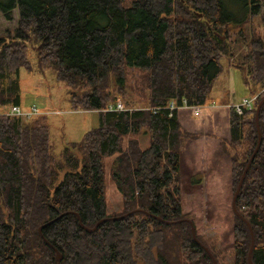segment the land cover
Instances as JSON below:
<instances>
[{"label":"trees","instance_id":"obj_1","mask_svg":"<svg viewBox=\"0 0 264 264\" xmlns=\"http://www.w3.org/2000/svg\"><path fill=\"white\" fill-rule=\"evenodd\" d=\"M14 9L15 27L0 36V264H57L52 246L60 264H213L188 221L161 220L185 217L179 152L186 139L201 135L212 166L219 158L224 165L233 259L219 263L194 224L196 238L216 264H248L249 229L231 200L258 141L264 37L253 19L264 27V0H232L230 6L227 0H134L128 6L124 0H0L6 20ZM28 47L37 67L52 69L67 86L72 109L98 114L97 125L67 143L60 158L52 153L43 113H8L21 104L20 68H32ZM221 58L244 72L249 95L258 94L253 107L241 114L225 106L210 109L204 122L191 110L169 115L163 107L170 100L212 101ZM131 70L138 72L135 86L128 83ZM137 92L147 107L128 100ZM118 95L125 109L105 110ZM220 103L233 102L226 93ZM257 121L260 145L235 205L253 232L252 263L264 264V101ZM143 128L149 134L145 149L134 137ZM126 135L132 137L123 145ZM113 154L122 210L108 215L103 158ZM112 216L119 217L106 219ZM98 221L91 232L82 227Z\"/></svg>","mask_w":264,"mask_h":264},{"label":"rangeland","instance_id":"obj_2","mask_svg":"<svg viewBox=\"0 0 264 264\" xmlns=\"http://www.w3.org/2000/svg\"><path fill=\"white\" fill-rule=\"evenodd\" d=\"M132 1L134 0H124V5L128 6ZM231 1L227 0L229 6ZM12 16L11 20H6L0 12V36H4L7 29L15 27L18 18L17 9L12 10ZM253 26L264 37V27L261 26L258 17L253 19ZM27 52L32 68L21 67L19 71L20 106L25 111L35 105L39 112L43 113L49 128L52 153L56 158H60L67 143L79 141L85 132L97 125L98 114L95 110L72 109L68 100L67 86L55 78L52 69L40 70L37 67L36 56L31 47H28ZM220 63L221 71L211 88L212 101L204 103L210 107H204L199 115H195L190 108H181L178 111L191 110L197 121H203L207 110L229 107L232 104L220 103L226 93L233 103L249 96L250 90L243 83L244 72L225 58H221ZM137 73L136 70L129 71L127 75L129 84L135 86L133 81ZM127 91H130L129 87ZM130 94L128 100L135 102L136 107H147L146 101H137L141 98L139 92L136 95ZM116 101L125 105L122 95H118ZM130 136H124L123 145ZM134 137L138 139L142 149L149 146V134L146 128ZM207 143L208 139L205 135H201L186 139L180 148L181 209L184 218L190 219L202 237L207 240L219 263H224L233 259L230 233L232 227L230 212L227 209L229 189L226 186L224 165L219 158L216 166H212L211 154H207ZM79 155L81 157V154ZM115 156L116 154H113L103 158V188L108 215L122 210L121 194L112 176Z\"/></svg>","mask_w":264,"mask_h":264},{"label":"water","instance_id":"obj_3","mask_svg":"<svg viewBox=\"0 0 264 264\" xmlns=\"http://www.w3.org/2000/svg\"><path fill=\"white\" fill-rule=\"evenodd\" d=\"M222 38H224V37H222ZM263 101H264V97L258 102V104H257V106H256V108H255V121H256L257 135H258L257 145H256V147H255L253 153L251 154V156H250L248 162L246 163V166H245V168H244V170H243V172H242V174H241V176H240V178H239V181H238L237 186H236V188H235V190H234V193H233V196H232V200H231L232 210L234 211V213H235L236 215H238V216H239V217H240V218H241V219L247 224L248 229H249V233H250V247H249V250H248V253H247V262H248V264H253V263H252V260H251V252H252V249H253V246H254L253 232H252V229H251V226H250L249 222H248V221H247V220H246V219H245V218H244V217H243V216L237 211V208H236L235 202H236V199H237V196H238L239 190H240V188H241L242 181H243V179H244L245 173H246V171H247L249 165L251 164V162H252V160H253V158H254V156H255V154H256L258 148H259V145H260L261 134H260L259 124H258L257 119H258L259 109H260V106H261V104L263 103ZM78 156L80 157L79 154H78ZM61 178H62V174H61V176H60L59 181H61ZM130 212H133V211H130ZM130 212H128V213H130ZM128 213H126V214H128ZM126 214H125V215H126ZM147 214L151 215L149 212H147ZM59 216H61V215H59ZM120 216H124V215H120ZM116 217H119V216L107 217L106 219H113V218H116ZM57 218H58V217H57ZM157 218H158V219H161V218H159V217H157ZM53 220H54V219L49 220L48 222L44 223L42 226H45V225L51 223ZM161 220H162L163 222H165V223H172V222H177V221H181V220H186V221H188V222L190 223V226H191V233H192L193 238H194L196 241H198V242L200 243V245L206 250V252L211 256L212 261H213V264H216L215 258L213 257V255L211 254V252L208 250V248H207L205 245H203V244H202V243L196 238V235H195V226H194V223H193L190 219L182 218V219H180V220H176V221H168V220H164V219H161ZM99 222H100V221H98L93 227H90V228H89V227H85V226H83V225H82V227H83L86 231L91 232V231H93V230L97 227V225L99 224ZM42 226H40V227L38 228L39 233H41V227H42ZM40 235H41V234H40ZM41 237L44 239V236H43V235H41ZM52 248L55 250V256H56V259H57V264H60V261H61V259H62V256H61L60 252H59L54 246H52Z\"/></svg>","mask_w":264,"mask_h":264},{"label":"built area","instance_id":"obj_4","mask_svg":"<svg viewBox=\"0 0 264 264\" xmlns=\"http://www.w3.org/2000/svg\"><path fill=\"white\" fill-rule=\"evenodd\" d=\"M258 94L249 95L247 97H242L239 101H236L232 103L229 107H231L236 113L241 114L245 109H251L255 103L256 97ZM212 106V105H211ZM204 107H210L206 104H196V105H190L187 103L186 99H183L180 103H177L175 100H170L166 106L163 108H168L170 110V114L178 109L181 108H190L194 111L195 115H199L201 110ZM162 107H153L152 110L160 109ZM124 106L120 101H116L115 104H109L105 110L112 111V110H124ZM8 113L11 115H19V116H25L30 117L36 114H39L38 108L33 105L28 110H22L20 106L13 105L8 108Z\"/></svg>","mask_w":264,"mask_h":264}]
</instances>
